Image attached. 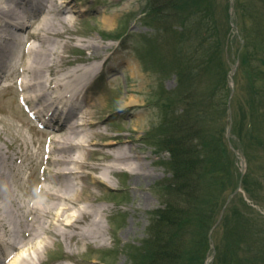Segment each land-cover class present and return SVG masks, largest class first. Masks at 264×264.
<instances>
[{"label": "rangeland", "instance_id": "374dc122", "mask_svg": "<svg viewBox=\"0 0 264 264\" xmlns=\"http://www.w3.org/2000/svg\"><path fill=\"white\" fill-rule=\"evenodd\" d=\"M162 1L76 0L77 12L66 7L76 19L66 36L75 45L96 41L113 46L99 52L104 59L94 64L97 75L76 103L77 116L93 115L97 130L105 134L131 135L151 178L143 179L136 192L123 174L111 175L101 189L94 184L98 175L89 177L87 182L105 201L97 207L110 208L117 214L114 222H124L119 241L114 242L106 219L104 242L86 248L67 240L61 250L51 245L52 253H42L45 264H155L156 214L165 202L175 201L164 141H186L188 133L191 142L198 140V168L191 210L183 222L187 245L178 264H264V0H177L167 33L152 15L154 4ZM105 17L114 18L113 28L107 29ZM26 31L20 33L22 40ZM180 40L186 44L181 46ZM53 41L65 42L58 37ZM91 54L73 47L63 54L58 70L85 66ZM11 56L16 64L21 56L22 64L28 58L20 45ZM180 70L185 72L182 80ZM11 77L8 89L0 86V152L10 157L6 169L12 168L14 178L8 176L6 183L15 194V207L21 205L17 214L26 215L30 197L39 195L36 185L48 176L46 168L39 171L46 166V133L23 113ZM131 97L139 104L126 107ZM102 142L88 147L99 150ZM89 159L95 166L103 164ZM29 163L37 165L35 172L27 181L19 179L16 169ZM8 227L19 230L13 223ZM175 240L173 234V247ZM41 246L35 239L21 254L35 258L34 248ZM0 249L9 252L4 245ZM71 250L75 256L66 257ZM7 260L3 264L16 263Z\"/></svg>", "mask_w": 264, "mask_h": 264}, {"label": "bare ground", "instance_id": "6f19581e", "mask_svg": "<svg viewBox=\"0 0 264 264\" xmlns=\"http://www.w3.org/2000/svg\"><path fill=\"white\" fill-rule=\"evenodd\" d=\"M75 1L0 0V71L2 67L14 66L11 55L19 45L24 46L28 58L23 60L20 72V92L27 101H40L37 111L44 112L47 108L50 118L61 124L53 132L51 158L46 168L48 176L39 197H33L27 203L26 215L24 211L17 214V207L21 205L15 207V194L6 183V178L11 177L9 168L6 169V159L10 157L0 152V210H3L0 242H7L11 248L9 256H16L12 258L15 264H45L42 253H52L51 245L61 250L63 241L67 240L92 248L95 243L105 241L106 219L112 224L114 242H118L124 222H114L117 214H113L110 208L97 207L96 204L105 201L98 197L87 182L88 178L97 174L94 184L101 189L109 185L111 175L123 174L131 179L135 191L143 179L151 178V171L144 163L146 159L132 147L135 140L131 135L105 134L97 130L99 121L94 120L93 115L84 112L80 118L77 116L75 103L88 94L97 75L94 64L104 59L99 52L110 51L113 46L96 41L75 45L73 38L66 37L76 24V19L66 7L71 6L75 11ZM104 22L107 29L115 25L111 17H105ZM23 30H27L25 40L20 35ZM55 37L65 42L58 44L53 41ZM73 47L92 52L86 59L88 63L65 71L58 70L59 63L64 61L63 54ZM135 104L139 101L134 97L125 101L126 107ZM89 128H94V131L88 132ZM98 139L103 141L100 149L91 150L88 146ZM90 157L103 164L95 166ZM144 201L141 199L139 203ZM139 207V204L135 205V208ZM24 216L27 221L23 220ZM12 223L19 226V230L10 229L8 226ZM21 230L29 234L25 237ZM45 236L48 240L44 239ZM35 239L42 245L34 248L35 258L22 255L21 252H26L23 249ZM75 254L72 251L66 257L72 258ZM2 262L0 258V264Z\"/></svg>", "mask_w": 264, "mask_h": 264}, {"label": "trees", "instance_id": "16d2710c", "mask_svg": "<svg viewBox=\"0 0 264 264\" xmlns=\"http://www.w3.org/2000/svg\"><path fill=\"white\" fill-rule=\"evenodd\" d=\"M165 1V2H164ZM161 3L156 2L153 6V16L157 19L158 26L162 32H168L170 29L169 18L174 9L178 8L177 0H164ZM164 2V3H163ZM176 3V4H175ZM166 5V8H164ZM152 12V8L150 9ZM171 15V16H170ZM175 33V32H174ZM186 39V38H184ZM180 40V45L184 46ZM189 48L188 50H190ZM181 50V51H180ZM180 53H183L182 48ZM178 55V53H177ZM180 55V54H179ZM202 56V50L199 52ZM206 58V57H205ZM182 72L180 70L179 76L182 80ZM187 140L183 138H167L164 141V147L169 154L168 162L166 163L168 172L172 174L169 180V188L175 193V201L165 202L156 214L157 223L155 234L153 235L154 246V261L155 264H178L183 256L186 240L188 238L187 231L184 230L183 222L187 213L191 210L190 201L193 199L191 194L195 180V173L198 168V157L196 155L197 146L191 142L189 133L185 134ZM153 228V230H154ZM182 228V230H181ZM178 230H180V238L178 239ZM186 233V235H185ZM176 236L174 247L170 244L171 236Z\"/></svg>", "mask_w": 264, "mask_h": 264}]
</instances>
